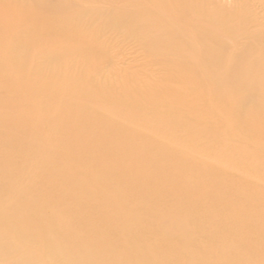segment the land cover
<instances>
[{
    "label": "bare ground",
    "instance_id": "obj_1",
    "mask_svg": "<svg viewBox=\"0 0 264 264\" xmlns=\"http://www.w3.org/2000/svg\"><path fill=\"white\" fill-rule=\"evenodd\" d=\"M255 2L0 0V264H264Z\"/></svg>",
    "mask_w": 264,
    "mask_h": 264
},
{
    "label": "rangeland",
    "instance_id": "obj_2",
    "mask_svg": "<svg viewBox=\"0 0 264 264\" xmlns=\"http://www.w3.org/2000/svg\"><path fill=\"white\" fill-rule=\"evenodd\" d=\"M243 3L244 2H242V1H238V2H236L235 4H233V6H232V9H235V10H240L241 8H244V6H243ZM256 3V2H255ZM257 4V3H256ZM259 7H256L255 8V12H254V14L252 15V18H251V21H252V24H254L255 26H257L258 28H260V30H262L263 31V36H264V5L263 6H261V5H259V4H257ZM243 6V7H242ZM261 6V7H260ZM222 7H224L223 5H221V7L220 8H222ZM259 14V15H258ZM219 16H220V13H219ZM218 16V17H219ZM209 34L211 33V32H208ZM213 34V33H212ZM134 47V45L132 44V43H126V44H124L123 45V48H124V50H125V56H127L129 59H132V58H134V57H136V49L135 48H133ZM139 56V55H138ZM139 59V58H138ZM129 64H131V63H129ZM4 65V64H3ZM134 65V64H133ZM224 67V66H223ZM244 93H246V92H240V96H243L244 95ZM246 107H249V105L248 106H246ZM246 113V114H245ZM245 115L244 116H246V117H248L247 115H250V114H252L250 111H249V109H246V111H245ZM253 152L252 151H250V150H244V148H241L240 150H229V149H226V150H222L221 152H219V154L221 155V154H223L224 156H227V157H232V158H239V157H244V156H250L251 154H252ZM4 164L5 163H2V162H0V173H3L4 172ZM223 167H224V170L226 169V170H228V171H231V168L230 167H232V166H230V167H227V166H225L224 164H223ZM8 179H10V176L9 175H7V176H4V177H0V188H2L3 186H4V183L8 180ZM7 194V191H3L1 194H0V199H3L4 197H5V195ZM14 227H15V225H13L12 226V229H14ZM141 233H142V231H141ZM143 235V233L140 235V236H142ZM145 235V234H144ZM159 235H161V234H159ZM139 236V237H140ZM146 237H147V235H145ZM16 237H18L19 239H24V240H26L27 242H32V240H29L30 239V237L29 236H16ZM168 239V240H167ZM183 239V237L182 236H180V235H178L177 233L174 235V236H171V237H169V238H167V237H165V238H163V240H166V241H162L163 243H167V242H171V243H175L176 241H178V240H182ZM154 241H156V240H154ZM185 244L186 245H194V244H192L190 241H187V242H185ZM140 251L142 252V253H149L148 252V250L147 249H145L144 247H140ZM194 252H196L195 250H193ZM190 259H191V257H189ZM161 264H164V263H161Z\"/></svg>",
    "mask_w": 264,
    "mask_h": 264
}]
</instances>
